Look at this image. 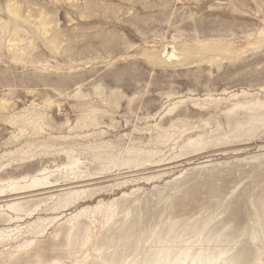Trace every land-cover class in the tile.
<instances>
[{
  "label": "rangeland",
  "instance_id": "1",
  "mask_svg": "<svg viewBox=\"0 0 264 264\" xmlns=\"http://www.w3.org/2000/svg\"><path fill=\"white\" fill-rule=\"evenodd\" d=\"M205 253L264 264V0H0V264Z\"/></svg>",
  "mask_w": 264,
  "mask_h": 264
},
{
  "label": "bare ground",
  "instance_id": "2",
  "mask_svg": "<svg viewBox=\"0 0 264 264\" xmlns=\"http://www.w3.org/2000/svg\"><path fill=\"white\" fill-rule=\"evenodd\" d=\"M209 254V253H208ZM203 255H204V253H203ZM205 255H206V253H205ZM212 255V254H211ZM167 258V257H166ZM199 258V257H198ZM215 257H213V256H210V255H206V256H202V257H200L199 259H200V263L199 264H204V263H207V264H211V261H212V263L213 264H216V262H217V259H214ZM110 263V262H109ZM113 263V262H112Z\"/></svg>",
  "mask_w": 264,
  "mask_h": 264
}]
</instances>
